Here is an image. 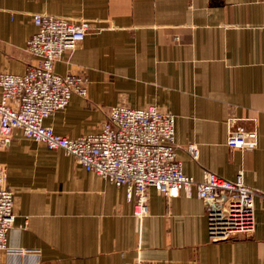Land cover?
Masks as SVG:
<instances>
[{
	"label": "crops",
	"instance_id": "crops-1",
	"mask_svg": "<svg viewBox=\"0 0 264 264\" xmlns=\"http://www.w3.org/2000/svg\"><path fill=\"white\" fill-rule=\"evenodd\" d=\"M36 14L94 27L54 64L58 75L87 80L85 98L72 96L44 121L55 134L97 133L113 106L154 105L174 116L185 175L233 181L242 172L245 185L264 195V0H0V74L36 65L26 51ZM229 123L254 130L256 149H229ZM0 162L15 197L0 264H264L259 196L253 233L213 242L196 197L150 187L148 214L138 220L124 188L19 130Z\"/></svg>",
	"mask_w": 264,
	"mask_h": 264
},
{
	"label": "built area",
	"instance_id": "built-area-1",
	"mask_svg": "<svg viewBox=\"0 0 264 264\" xmlns=\"http://www.w3.org/2000/svg\"><path fill=\"white\" fill-rule=\"evenodd\" d=\"M33 24L36 31L27 40L26 51L37 59L36 65L22 75L0 74V152L19 130L23 137L48 150H62L85 171L124 188L126 199L133 203L132 215L138 220L148 214L147 190L154 187L165 197L183 193L199 199L213 242L253 233L254 200L256 196L261 198L264 215V195L245 185L242 172L233 181L210 172H204L201 181L185 175L176 159L172 114L154 105L141 109L116 105L97 133L75 139L57 135L46 126L44 121L64 109L72 96L86 97L84 75H58L54 64L94 27L86 21L70 22L46 14L34 15ZM226 146L251 152L257 147V134L242 125L230 126ZM188 151L197 158L194 145H189ZM14 209V192L6 186V170L0 162V252L8 250L7 234L14 223Z\"/></svg>",
	"mask_w": 264,
	"mask_h": 264
}]
</instances>
